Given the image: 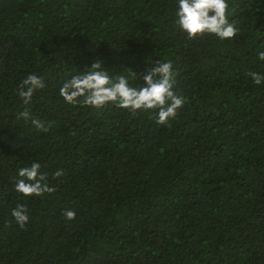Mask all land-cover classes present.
Returning <instances> with one entry per match:
<instances>
[{
  "label": "trees",
  "instance_id": "obj_1",
  "mask_svg": "<svg viewBox=\"0 0 264 264\" xmlns=\"http://www.w3.org/2000/svg\"><path fill=\"white\" fill-rule=\"evenodd\" d=\"M226 2L238 32L220 40L188 39L178 0H0V264H264V82L248 75H264V0ZM96 61L136 88L171 62L183 106L158 126L66 104L62 84ZM32 73L45 86L24 105ZM33 162L55 190L24 198Z\"/></svg>",
  "mask_w": 264,
  "mask_h": 264
},
{
  "label": "clouds",
  "instance_id": "obj_2",
  "mask_svg": "<svg viewBox=\"0 0 264 264\" xmlns=\"http://www.w3.org/2000/svg\"><path fill=\"white\" fill-rule=\"evenodd\" d=\"M228 3L226 0H178L175 12V23L188 39L204 35H214L220 40L233 39L238 32L228 19ZM258 59L264 60V52L258 53ZM248 75L256 85L264 82V75L249 72ZM136 73H132L135 79ZM176 73L172 70L171 62L160 63L146 71L143 75V86L136 88L130 85L124 76L112 78L103 70L101 62H93L83 73L66 80L59 89V95L69 105H81L95 109H103L112 104L117 108L128 110L135 115L138 110L154 112L156 124L167 126L177 115V110L184 104V98L174 92ZM42 78L36 74H28L21 81L18 95L24 105L31 103V98L37 89L44 88ZM19 118L31 119L38 131L47 132L51 125L30 117L26 107L20 112ZM41 165L33 162L30 167L18 170L15 191L22 197L42 196L52 193L55 189L49 186L47 174L40 172ZM63 175L62 169H57L52 178L55 180ZM65 218L72 220L75 212L68 210ZM11 216L20 228H24L29 217L24 204H17L11 211Z\"/></svg>",
  "mask_w": 264,
  "mask_h": 264
}]
</instances>
